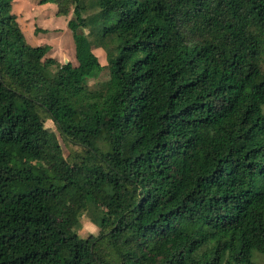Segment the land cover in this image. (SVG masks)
<instances>
[{"label":"trees","instance_id":"trees-1","mask_svg":"<svg viewBox=\"0 0 264 264\" xmlns=\"http://www.w3.org/2000/svg\"><path fill=\"white\" fill-rule=\"evenodd\" d=\"M56 3L77 66L0 0V264H257L264 0Z\"/></svg>","mask_w":264,"mask_h":264},{"label":"rangeland","instance_id":"rangeland-1","mask_svg":"<svg viewBox=\"0 0 264 264\" xmlns=\"http://www.w3.org/2000/svg\"><path fill=\"white\" fill-rule=\"evenodd\" d=\"M95 2L97 3V0H95ZM83 3L90 6L93 4V0H83ZM18 6L20 7V15L23 17V31L25 32V36L31 39V42L28 41L29 44L32 46L50 45L52 49L48 54L49 57L56 59L61 64H65V61L68 60L74 66H77L75 44L72 42L71 31L67 27V22L70 18H72L73 11L70 12L69 16H58V6L56 0H41L40 2L36 0H28L21 2ZM39 25L41 27H39ZM43 26L46 27V29H43ZM31 33H33V36H31ZM90 41L94 53L102 65H106L108 60L115 56V48L103 49L101 47L99 36L92 35L90 37ZM108 79L109 73L104 72L100 76L99 80H91L89 82V86L92 90H97L101 87L103 82ZM45 126L47 129L57 132V129L52 121H46ZM60 142L66 156H70L71 148L68 147L62 138H60ZM93 217L94 215L91 212H87L81 217V227L78 230L80 237L87 238L90 235L97 236L99 234L100 220H95ZM254 258L257 264H264L263 254L255 252Z\"/></svg>","mask_w":264,"mask_h":264},{"label":"crops","instance_id":"crops-1","mask_svg":"<svg viewBox=\"0 0 264 264\" xmlns=\"http://www.w3.org/2000/svg\"><path fill=\"white\" fill-rule=\"evenodd\" d=\"M23 1H28V0H14V4H13V13H15L16 15H17V17H18V22H19V25H20V27H21V29H22V31H23V28H22V19H23V17L20 15V7L18 6V4H20L21 2H23ZM36 1H38V2H40L41 0H36ZM28 3V2H27ZM31 5V4H30ZM30 5H29V7H30ZM17 12V13H16ZM35 17V16H34ZM63 17V16H62ZM38 19V18H37ZM43 19H45V18H43ZM42 19V20H43ZM67 24H68V22H67ZM39 27H41L40 25H39ZM64 27V26H63ZM67 27H68V25H67ZM43 29H46V27H42ZM66 30V29H65ZM24 32V31H23ZM24 34H25V32H24ZM71 34H72V32H71ZM31 36H33V33H31ZM27 38V40L29 41V42H31V39H29L28 37H26ZM30 38H32V37H30ZM71 38H72V42H74L73 41V35H71ZM39 46V45H38Z\"/></svg>","mask_w":264,"mask_h":264},{"label":"water","instance_id":"water-1","mask_svg":"<svg viewBox=\"0 0 264 264\" xmlns=\"http://www.w3.org/2000/svg\"><path fill=\"white\" fill-rule=\"evenodd\" d=\"M69 63H70V62H69L68 60L65 61V64H66V65L69 64Z\"/></svg>","mask_w":264,"mask_h":264}]
</instances>
